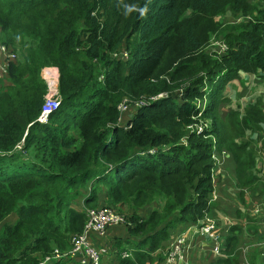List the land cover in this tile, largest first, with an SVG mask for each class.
<instances>
[{"label":"trees","instance_id":"trees-1","mask_svg":"<svg viewBox=\"0 0 264 264\" xmlns=\"http://www.w3.org/2000/svg\"><path fill=\"white\" fill-rule=\"evenodd\" d=\"M228 10L245 18L219 21ZM215 34L225 50L208 47ZM0 41L18 54L0 79V264H40L68 250L86 222L84 206L99 205L131 209L128 234L107 237L112 257L99 264H163L172 233L212 214L216 154H229L241 202L264 173L261 100L219 112L240 71L264 76V5L0 0ZM44 65L58 67L61 99L39 122ZM239 81L242 93L252 87ZM197 122L202 130L188 131ZM238 233L236 225L221 233L224 256L212 264L238 263ZM252 240L249 264H264V231ZM44 264L81 263L65 255Z\"/></svg>","mask_w":264,"mask_h":264},{"label":"built area","instance_id":"built-area-1","mask_svg":"<svg viewBox=\"0 0 264 264\" xmlns=\"http://www.w3.org/2000/svg\"><path fill=\"white\" fill-rule=\"evenodd\" d=\"M218 51L226 49L227 45L224 41L218 40ZM18 57L17 52L10 46L0 41V79H3L8 72L9 65ZM40 75L46 83V91L44 93V100L41 105L40 112L37 116L39 122H47L50 114L59 106L61 95L59 91V70L56 65H44L41 67ZM240 109L249 102H242L237 99ZM204 105V104H203ZM127 102L124 100L119 104L122 113L128 108ZM232 107H237L235 102H232ZM121 119V116H120ZM203 128L202 123H193L188 125V131L195 129L200 132ZM264 128V125H263ZM253 135L260 147V139H258L257 132ZM216 161V158H215ZM263 175V171L260 173ZM86 211V222L82 231L74 233L71 237V247L60 252L55 249L51 255L46 256L40 264L49 262L51 259L60 258L65 255L78 257L81 264H99L101 256L105 254L109 247L107 240L108 229L112 225L122 224L126 222L125 216L107 205L88 206L84 208ZM219 222L210 217L205 216L201 222L189 224L181 232L176 234L170 241L166 249L163 264H176L177 262H184L187 252L192 248V236L197 235L203 238H208L211 241V247L215 254L224 256L222 248L224 241L221 236ZM99 240L96 244L93 238ZM254 243L247 244L243 247L241 260L238 264H249L246 257L247 251ZM124 254H127L125 252Z\"/></svg>","mask_w":264,"mask_h":264},{"label":"crops","instance_id":"crops-1","mask_svg":"<svg viewBox=\"0 0 264 264\" xmlns=\"http://www.w3.org/2000/svg\"><path fill=\"white\" fill-rule=\"evenodd\" d=\"M236 79L239 80H264V76H261L256 74H246L244 72H239V76L236 77ZM240 83V81H239ZM241 84V83H240ZM235 85V84H234ZM233 85V86H234ZM245 84H243L244 86ZM255 85V87L258 86L256 89L258 93H260L263 97L262 103L264 104V84L262 82H254L252 86ZM240 87V86H239ZM237 95H240L242 93L241 91H237ZM127 112L128 109L125 110L121 115V123L123 120V116L126 115L127 119ZM125 113V114H124ZM125 119V120H126ZM126 125V124H125ZM216 166L213 173V183H214V199H216L213 202L212 206V214H210V217L215 219L219 222L221 233H225L231 225H236L239 228V233L236 234L238 237H243L242 242L245 241L246 238L249 236H252V234H248V230L255 224H259L264 222V195H262V199L255 200L260 203V207L254 208L255 214L251 213L252 209V197L258 196L260 193L258 190H251L247 187H244L245 195H244V201L241 202L239 198V191L240 189L237 188L236 183V176L234 173V170L232 169L231 159L229 154L226 152L216 154ZM264 176V175H263ZM261 187H264V177L261 180ZM246 188V189H245ZM262 193V192H261ZM238 197V198H237ZM237 208L240 212L239 214L232 213L229 211H225L224 207L230 208ZM257 206V205H255ZM85 208V206H84ZM257 215V213H259ZM253 218V221L251 219ZM189 224L185 225L184 227H187ZM124 225L116 224L112 225L109 230L107 237L110 238L112 235H117L122 238H124L127 233V228L123 229ZM238 231V230H237ZM264 231L260 230L259 232L262 233ZM175 235L177 234L176 231H174ZM237 233V232H236ZM94 243H99V240L95 237H92ZM192 242L193 246L192 248L187 252L186 259L184 262L180 264H212V261L219 257L217 254L214 253L212 247H211V241L208 238H203L197 235L192 236ZM113 252V251H112ZM157 257V255H154ZM78 258V257H77ZM105 258V257H104ZM106 259V258H105ZM107 261V260H106ZM145 264H161L159 263V260H156V258L153 259L151 262H147Z\"/></svg>","mask_w":264,"mask_h":264},{"label":"rangeland","instance_id":"rangeland-1","mask_svg":"<svg viewBox=\"0 0 264 264\" xmlns=\"http://www.w3.org/2000/svg\"><path fill=\"white\" fill-rule=\"evenodd\" d=\"M251 2H253V3H255V4H258L259 6H262V5H264V0H250ZM245 18V16L244 15H242V14H237V15H234V14H232V12L231 11H226L223 15H221V16H219V17H217V19H219V21H221V22H229L230 24H233L234 22H239L240 20H242V19H244ZM222 37L220 36V35H217V34H215V35H211V37H210V44H209V48H210V50H218L219 48L217 47V42L216 41H218V40H220ZM3 81H6L5 80V78H3L2 79ZM255 82V80H245V82H244V84L245 85H247V86H250L252 83H254ZM235 84V85H234ZM234 85V86H233ZM240 86V87H239ZM258 88V86L257 87H255V85H253L250 89H248L247 90V92H245V93H242V94H240L239 96L237 95V91H240L241 89H242V85L239 83V81L236 79V78H234V79H232V80H230V81H228L227 82V85L225 86V88H224V91H223V93H222V96H224L225 97V101H223L222 102V104L220 105V107H219V112L220 113H224V112H226L230 107H232V102H235L236 103V106H237V104H239L238 102H237V99H239L241 102H242V104H244L245 102H247V101H249V100H252V101H254V102H256V101H258V100H261V104H262V108L264 109V104L262 103V99H261V97H263L260 93H258V91L256 90ZM198 102H199V105H203L204 103H205V99H199L198 100ZM131 107V106H130ZM243 110V108L241 109V111ZM125 114V113H124ZM126 119V115H124L123 116V120H125ZM264 122V121H263ZM262 124H264V123H260V125H262ZM263 126V125H262ZM251 128H247L246 130H245V132L246 131H249ZM254 130H258V129H254ZM256 132V131H255ZM252 132H250V133H248V136L251 134ZM227 153V152H226ZM228 154V153H227ZM261 156H262V154L259 152V154L257 153V156H256V160H257V165L258 164H260V162H261ZM257 174H258V176L260 177V179H259V182H257V185L255 186V189L254 190H258L259 191V195L258 196H254V197H252V203H254V204H252V209H251V213H253V214H255V212L253 211L254 210V208H256V207H260V203H258L256 200H255V198H257V199H262V195H264V187L262 186L261 187V180L263 179V175H264V173H263V175L262 174H260L259 172H257ZM237 188H239V187H237ZM262 192V193H261ZM238 198V197H237ZM255 205H257V206H255ZM157 206V203H151L150 205H147L146 207H143V208H141L140 210H141V215H143V216H145L149 211H150V209L151 208H153V207H156ZM117 209V208H116ZM116 211H118L119 213H121V214H123L124 216H126V215H128L129 214V212L131 211V209H128L127 207H122V208H120V209H117ZM260 214V212L259 213H257V215H259ZM14 214H11L9 217H8V220L9 221H12L13 219H14ZM210 216V215H209ZM251 221H253V218L251 219ZM121 225H124L123 226V229L124 228H126V222H124V223H122ZM253 226H255V229H256V231H253L252 230V228H250L249 230H248V234H252L253 232H259L260 230H263V228H264V222H262L261 221V223H259V224H255V225H253ZM220 232H221V230H220ZM174 233L175 232H173L172 233V236L174 235ZM239 238V241H238V243H237V245L238 246H240V255L243 257V255H242V250H243V247L245 246V245H247V244H250V243H253L254 241L252 240V236H249L248 238H246L245 239V241L244 242H242V238L243 237H238ZM169 241V240H168ZM168 244V243H167ZM167 244L165 245V247H167ZM166 249L167 248H164V250H165V252H166ZM112 252L111 251H109L108 253H105L104 255H105V258L107 259H109V258H111L112 257ZM227 255V254H226ZM106 259L105 260H103V261H106ZM241 260V259H240ZM240 260L238 261V263L240 262ZM181 262H177L176 264H180ZM237 263V264H238Z\"/></svg>","mask_w":264,"mask_h":264},{"label":"clouds","instance_id":"clouds-1","mask_svg":"<svg viewBox=\"0 0 264 264\" xmlns=\"http://www.w3.org/2000/svg\"><path fill=\"white\" fill-rule=\"evenodd\" d=\"M147 9L145 8L143 11H146Z\"/></svg>","mask_w":264,"mask_h":264}]
</instances>
